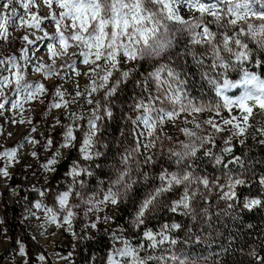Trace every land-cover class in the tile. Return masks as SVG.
<instances>
[{
  "label": "snow or ice",
  "instance_id": "snow-or-ice-1",
  "mask_svg": "<svg viewBox=\"0 0 264 264\" xmlns=\"http://www.w3.org/2000/svg\"><path fill=\"white\" fill-rule=\"evenodd\" d=\"M5 45L0 51V111L10 106L23 117L24 106L37 100L48 111L65 109L69 122L57 117L51 125L62 129L61 140L49 135L42 147L48 151L58 145L79 153L66 173L67 189L57 193L59 213L46 208L47 219L55 223L59 214L58 226L71 230L77 210L87 216L109 206L119 209L137 188L143 189L131 217L133 234L124 228L109 233L112 246L105 264H206L220 253L204 255L192 246L212 247L213 231L220 234L215 221L237 207L249 212L264 208V192L244 196L242 202L238 195L257 182L264 189V173L255 171L262 161L249 156L247 144L250 138L264 147V0H0V49ZM145 65L149 68L140 71ZM30 74L66 82L86 77L88 84L80 91L77 79L72 95L59 84L50 90L30 80ZM81 97L92 106L87 116L69 110ZM117 104L131 130L121 129L118 159L101 177L110 148L105 133L116 119ZM203 113L210 115L202 118ZM11 122L33 124L30 131H37L31 118ZM169 122L184 139L164 131ZM237 145L248 151L235 154ZM17 151L0 152L7 161L0 168L5 178L7 168L18 162ZM61 155L54 151L42 167L55 172L52 166ZM159 214L181 219L148 227V220ZM101 219L106 224L112 220L97 215L91 228ZM19 254L26 255L23 245ZM246 255L264 264L257 249Z\"/></svg>",
  "mask_w": 264,
  "mask_h": 264
},
{
  "label": "rangeland",
  "instance_id": "rangeland-1",
  "mask_svg": "<svg viewBox=\"0 0 264 264\" xmlns=\"http://www.w3.org/2000/svg\"><path fill=\"white\" fill-rule=\"evenodd\" d=\"M46 13L47 9L45 8L41 14L44 15ZM19 35L20 33L17 32L16 36ZM18 44L19 42L17 41V46ZM6 49L7 45H5V49H0V51ZM15 50L16 48L13 47L12 51ZM41 55L45 59L47 58L46 52H42ZM125 67L129 66L126 65ZM148 68L149 66L145 65L140 71H146ZM81 70H84L83 66H81ZM28 78L45 83L50 90L53 84L62 85V90H66L67 93H71L72 95L77 90L75 85L77 79L79 80L80 91H83L85 85L88 84L86 77H73L71 81L67 82L59 80L56 77L42 80L39 74H30ZM44 99L47 100L48 98L45 97ZM24 107L23 117H21L18 109H12L10 106H7V110L0 111V152L5 149L18 148L16 156V161L18 162H13L12 166L7 168L9 177L5 178L0 175V264H87L86 262L83 263L82 260L79 263L76 253L77 246H82L84 243L94 239L99 233L108 234V231L111 232L117 209L109 206L95 215L89 213L87 216L84 215L82 209L77 210L78 216L74 220L71 230H68L67 225L58 226L62 225L59 214L55 223L47 219L45 209L52 208L59 213V206L56 202V192L46 190V183L49 180L51 171H46L42 165L52 157L54 151L58 150L62 153L58 158L59 161L60 158L67 154L68 149H60L57 145L53 149L46 151L42 146L46 144V138L49 135H52L56 142L61 140L60 132L62 129L59 125L56 128L51 127L57 117L65 124L69 121L65 119L67 115L65 109L48 111L46 104L41 103L39 100L26 104ZM91 107L81 97L78 99V102L69 105V110L87 116ZM209 115L210 113H203L202 118H207ZM21 118L25 121L31 118L37 131H30L33 124L11 122ZM185 126L192 127V125L180 124V127ZM164 131L174 138L184 139L183 135L177 128L172 126L171 122L166 125ZM77 135L80 134L77 133ZM26 138H35L39 143L33 146L27 143ZM220 143L222 142L218 141V144ZM20 145L23 146L19 147ZM34 151L37 153L35 157L31 154ZM117 159L118 157H116ZM6 163V159L0 157V168L4 167ZM156 171H159V168ZM69 183L70 181L63 186L65 190ZM93 187H95V184ZM41 191L44 192L43 196L40 195ZM36 203H41L43 207L40 210L36 209L34 207ZM13 205H16L19 210L20 221V228L15 234L9 233L6 230L2 217L4 208ZM136 207L134 212L136 211ZM97 215L100 217L109 216L112 220L106 224L101 219L97 223L96 229H93L90 225L92 222H95ZM73 233L76 235L74 236ZM21 245L24 247L25 256L19 254ZM40 255L45 257L44 261L38 260V256ZM106 256L94 258L88 264H105ZM61 257H66V259H62Z\"/></svg>",
  "mask_w": 264,
  "mask_h": 264
},
{
  "label": "trees",
  "instance_id": "trees-1",
  "mask_svg": "<svg viewBox=\"0 0 264 264\" xmlns=\"http://www.w3.org/2000/svg\"><path fill=\"white\" fill-rule=\"evenodd\" d=\"M264 74V72H262ZM129 88L125 93L121 94V98L126 99ZM116 119L109 122V127L105 133V140L110 145L105 160L107 164L104 165L103 171H101V177H103L108 168V164L113 163L118 157V149L121 148L120 141L123 137L120 135L121 129H125L130 132L131 125L120 118L121 106L117 104L114 108ZM131 140V137H129ZM248 146L252 149L249 151V156L255 160L262 161L255 165V171L257 173H264V147L254 145L253 141L249 138L247 141ZM248 151L247 148H242L237 145L235 154L240 155L243 152ZM79 156L76 150L68 149L67 154L59 159V162L53 167L56 169L55 172H51L49 180L46 183V190L55 191L56 194L60 191L65 190L63 187L70 181V178L66 176L70 166L74 160ZM102 163H104L102 161ZM209 171H214L209 166ZM96 182L93 181L94 186ZM142 188H137L136 193L132 199L122 204L119 209L116 210L115 218L113 221L112 229L124 228L127 234L131 236L133 230L131 229V217L142 195ZM264 189L257 183L253 184L251 188H241L238 191L241 202L244 196L257 197L261 196ZM264 199V196H261ZM16 205L5 207L3 212V222L6 230L9 233L15 234L20 228L19 213ZM234 217V218H233ZM172 219H181L179 217H171L169 214H159L157 219H149L147 222L148 227L158 228L159 225L165 221L171 222ZM251 226V227H249ZM214 228L218 229L219 235L211 229L206 231H213L212 240L214 241L211 248L205 245H193L192 247L199 253L208 255L209 253H220L219 257L213 255L206 264H215L216 260L219 259V264H256L254 259H251L246 253L255 248L260 256H264V208H255L251 212L247 210H241L237 207L228 216H222L218 221L214 222ZM109 233H99L97 236L84 243L82 246H77L76 253L77 258L83 261V263H89L94 258H103L107 255L109 248L112 246L109 239ZM180 239L184 238L183 232L177 234ZM184 245H178L177 247H183ZM223 248H228L227 253L223 252ZM240 249L244 252L241 253Z\"/></svg>",
  "mask_w": 264,
  "mask_h": 264
}]
</instances>
